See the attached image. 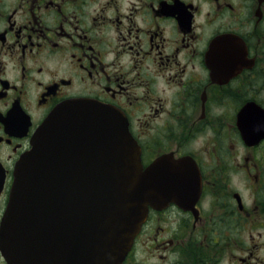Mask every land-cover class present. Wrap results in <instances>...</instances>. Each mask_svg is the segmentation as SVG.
<instances>
[{
	"label": "flooded vegetation",
	"instance_id": "af4514ba",
	"mask_svg": "<svg viewBox=\"0 0 264 264\" xmlns=\"http://www.w3.org/2000/svg\"><path fill=\"white\" fill-rule=\"evenodd\" d=\"M75 98L121 110L145 166L194 160L200 193L150 209L123 264H264V139L238 126L264 107V0H0V236L18 161Z\"/></svg>",
	"mask_w": 264,
	"mask_h": 264
},
{
	"label": "water",
	"instance_id": "95a60500",
	"mask_svg": "<svg viewBox=\"0 0 264 264\" xmlns=\"http://www.w3.org/2000/svg\"><path fill=\"white\" fill-rule=\"evenodd\" d=\"M223 38L211 43L216 60ZM238 126L247 144L264 139V108L246 103ZM193 166L164 154L145 168L121 110L63 101L16 166L2 253L9 264H123L150 208L197 197Z\"/></svg>",
	"mask_w": 264,
	"mask_h": 264
},
{
	"label": "rangeland",
	"instance_id": "374dc122",
	"mask_svg": "<svg viewBox=\"0 0 264 264\" xmlns=\"http://www.w3.org/2000/svg\"><path fill=\"white\" fill-rule=\"evenodd\" d=\"M167 235V234H166Z\"/></svg>",
	"mask_w": 264,
	"mask_h": 264
}]
</instances>
